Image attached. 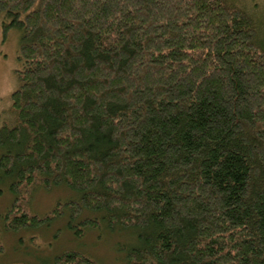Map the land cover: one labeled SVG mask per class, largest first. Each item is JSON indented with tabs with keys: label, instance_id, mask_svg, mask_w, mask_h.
Wrapping results in <instances>:
<instances>
[{
	"label": "trees",
	"instance_id": "trees-1",
	"mask_svg": "<svg viewBox=\"0 0 264 264\" xmlns=\"http://www.w3.org/2000/svg\"><path fill=\"white\" fill-rule=\"evenodd\" d=\"M255 17L241 0H0L22 64L0 126L8 231L68 213L78 237L128 233L125 264H264ZM63 187L76 198L31 212L35 190ZM40 264L101 262L73 250Z\"/></svg>",
	"mask_w": 264,
	"mask_h": 264
},
{
	"label": "rangeland",
	"instance_id": "rangeland-1",
	"mask_svg": "<svg viewBox=\"0 0 264 264\" xmlns=\"http://www.w3.org/2000/svg\"><path fill=\"white\" fill-rule=\"evenodd\" d=\"M241 6L249 9L264 22V0H241ZM255 17V18H256ZM264 36V27L259 29ZM20 32L12 30L3 39L0 36V126L11 125V95L18 88L16 73L22 68L19 60ZM5 186L0 185V264L28 262L40 264L64 251L79 250L99 260L101 264H125L123 247L131 242L128 233H109L104 227L86 229L81 237L68 227V213L52 222L50 226L18 233L8 231L4 216L12 204L13 197ZM69 189L54 188L50 191L38 188L31 198V212L45 215L58 201L76 198ZM82 220V217L78 221ZM76 221V225H80Z\"/></svg>",
	"mask_w": 264,
	"mask_h": 264
}]
</instances>
